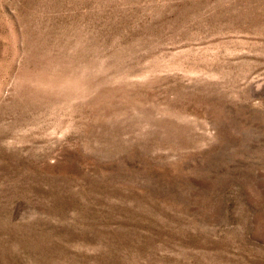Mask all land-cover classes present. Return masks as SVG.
<instances>
[{
    "label": "rangeland",
    "instance_id": "374dc122",
    "mask_svg": "<svg viewBox=\"0 0 264 264\" xmlns=\"http://www.w3.org/2000/svg\"><path fill=\"white\" fill-rule=\"evenodd\" d=\"M0 264H264V0H0Z\"/></svg>",
    "mask_w": 264,
    "mask_h": 264
}]
</instances>
